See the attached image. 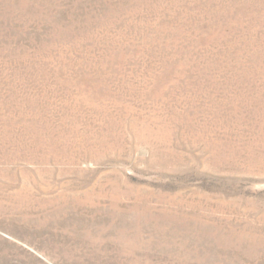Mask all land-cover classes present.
<instances>
[{
    "label": "rangeland",
    "instance_id": "1",
    "mask_svg": "<svg viewBox=\"0 0 264 264\" xmlns=\"http://www.w3.org/2000/svg\"><path fill=\"white\" fill-rule=\"evenodd\" d=\"M0 264H264V0H0Z\"/></svg>",
    "mask_w": 264,
    "mask_h": 264
}]
</instances>
